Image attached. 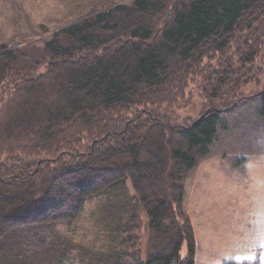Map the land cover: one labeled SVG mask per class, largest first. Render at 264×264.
Wrapping results in <instances>:
<instances>
[{
    "label": "trees",
    "instance_id": "trees-1",
    "mask_svg": "<svg viewBox=\"0 0 264 264\" xmlns=\"http://www.w3.org/2000/svg\"><path fill=\"white\" fill-rule=\"evenodd\" d=\"M35 58L0 48V238L74 220L129 181L147 222L120 216L105 264H196L183 182L210 154L222 112L260 84L264 0L114 4L55 32ZM195 75L205 111L173 122ZM257 98L264 116V90ZM21 256L1 248L0 264Z\"/></svg>",
    "mask_w": 264,
    "mask_h": 264
},
{
    "label": "rangeland",
    "instance_id": "rangeland-1",
    "mask_svg": "<svg viewBox=\"0 0 264 264\" xmlns=\"http://www.w3.org/2000/svg\"><path fill=\"white\" fill-rule=\"evenodd\" d=\"M131 2L0 0V48L21 47L39 61L44 43L64 26L92 11ZM194 77L180 104L171 108L173 122L193 121L205 111L204 83ZM263 90L264 75L260 84L244 88L245 100L222 112L210 154L184 179L183 208L196 232V264H264V116L257 98ZM133 212L142 218L144 230L146 213L131 182L125 181L90 199L74 220L6 233L0 253L7 246L16 249L22 256L12 259L15 264H105L118 238L116 223ZM145 240L141 238L142 252Z\"/></svg>",
    "mask_w": 264,
    "mask_h": 264
}]
</instances>
